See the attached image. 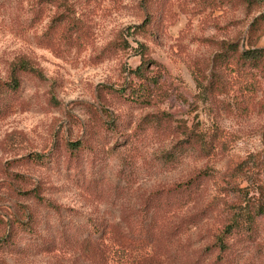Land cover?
Segmentation results:
<instances>
[{
  "label": "rangeland",
  "instance_id": "1",
  "mask_svg": "<svg viewBox=\"0 0 264 264\" xmlns=\"http://www.w3.org/2000/svg\"><path fill=\"white\" fill-rule=\"evenodd\" d=\"M262 13L264 0H0V80L22 59L41 72L22 75L0 113V243L14 219L36 220L32 236L0 244V264H264V211L230 260L209 248L240 189L264 204V76L247 98L217 59L250 48ZM150 18L154 39L128 34ZM259 35L264 47V25ZM140 44L158 80L142 107L104 88L137 84ZM70 141L84 145L76 166ZM35 152L48 162H15ZM199 171L209 178L191 200L139 230L147 197Z\"/></svg>",
  "mask_w": 264,
  "mask_h": 264
},
{
  "label": "trees",
  "instance_id": "2",
  "mask_svg": "<svg viewBox=\"0 0 264 264\" xmlns=\"http://www.w3.org/2000/svg\"><path fill=\"white\" fill-rule=\"evenodd\" d=\"M247 1L248 0H244ZM155 19H147L142 24L133 25L127 27L126 30L129 35L137 33H145L148 39H154L155 34L152 31L155 27ZM264 25V13L255 19L253 24L249 28V40L247 44L250 48H244L243 46L235 47L227 45L221 55H217V59L220 63L226 66L237 68L239 72L240 84L242 86L241 91L247 98H252L260 90L261 76H264V47H257L256 43L260 37L262 26ZM142 60L140 65L135 69H131V75L137 80V84L131 83L127 86L128 92H125L123 88H114L105 86V90L115 95L116 97L128 102L133 106H147L150 103L149 97L151 94L150 87H155L158 80L155 75H152V71L148 67V63L152 62L149 59L147 52V46L140 44ZM153 65L157 67V63L153 62ZM32 75L41 77V72L33 65L29 60L22 59L13 65L9 70L8 77L5 80H0V113L6 107V102L11 99V96H16L21 89L22 75ZM108 127V122L104 125ZM264 140V135H263ZM199 150L204 153L213 151V148H206L204 143L198 141ZM196 143V142H195ZM84 149V145L79 141H70L64 143V152L68 155V163H78L80 149ZM82 154V153H81ZM47 155L40 153H29L27 156L21 157L20 161H15L21 165H44L47 161ZM248 164V161H243L238 167H244ZM11 176V174H9ZM209 178L208 173L199 171L183 182H179L169 187L162 188L152 195L147 197L143 203L142 208L144 213L143 220L140 221L139 230H149L154 226H159L166 220L165 215H169L172 212L171 209L180 207L181 204H185L191 200L196 194L197 190L204 182ZM16 180L24 182L20 176H15ZM241 193V201L237 204L230 206L218 235L214 237V241L210 245V252L217 253V262L224 263L232 258L233 255L239 253L243 248L248 247L255 241L258 234V225L256 217L263 213L264 204L259 199H255L252 195H249L248 190H239ZM37 195H33L36 198ZM168 209L169 212L164 216L162 211ZM163 216V217H162ZM168 218V217H167ZM26 223L14 219L10 224V228L2 242V246H7L9 240L17 233H24L32 236L34 233L33 226L35 225V218L31 217ZM105 228H94L92 231L93 236L104 237L106 233ZM12 243V242H11ZM44 248L47 249V246Z\"/></svg>",
  "mask_w": 264,
  "mask_h": 264
}]
</instances>
